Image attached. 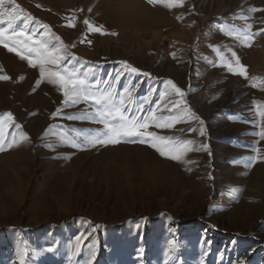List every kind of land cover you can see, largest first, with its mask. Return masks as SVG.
Masks as SVG:
<instances>
[{"label": "rangeland", "instance_id": "374dc122", "mask_svg": "<svg viewBox=\"0 0 264 264\" xmlns=\"http://www.w3.org/2000/svg\"><path fill=\"white\" fill-rule=\"evenodd\" d=\"M15 3L49 25L97 77L114 78L122 61L148 72L125 74L118 84L132 87L137 104L151 91L143 119L153 112L169 115L171 101L179 99L163 83L171 79L204 121L205 135L197 121L149 127L157 135L195 141L183 162L140 143L73 149L60 138L74 130H102L87 119L64 118L90 114L91 102L65 108L57 86L0 46V75L9 77L0 80V117L10 113L20 125L5 128V137L29 136V142L0 152V264L18 262L19 248L28 251L26 264H85L90 250L94 264H166L173 239L179 245L176 264H264V140L258 135L264 130V11H251L264 9V0H184L173 9L147 4L146 15L133 19L115 14L103 0ZM86 19L118 35L87 34L91 45L80 43ZM248 24L259 33L250 47L222 31L243 32ZM28 31L37 39L45 33L35 23ZM213 49L225 59L235 51L248 78L219 66ZM133 152L167 161L171 173L151 183Z\"/></svg>", "mask_w": 264, "mask_h": 264}, {"label": "snow or ice", "instance_id": "6c2138e0", "mask_svg": "<svg viewBox=\"0 0 264 264\" xmlns=\"http://www.w3.org/2000/svg\"><path fill=\"white\" fill-rule=\"evenodd\" d=\"M146 3L152 6L162 5L165 8L173 9L184 6V0H146ZM13 5L11 9L5 5ZM39 7V5H37ZM251 11L258 12L264 9H255ZM23 22V28L16 30L18 22ZM35 23L45 30V33L36 38V32L29 33V25ZM87 33L81 38L80 43L87 40V34H99L101 36L111 35L117 36L115 31H106L104 26H97L89 20H84ZM73 28V23L64 25ZM252 25H247V30L243 32H234L222 29L227 36L233 37L245 47L251 46L254 35L259 33H251ZM264 31V30H262ZM47 37V38H45ZM89 46L92 41L87 40ZM0 46H3L8 52H15L21 60L27 61L32 68H38L41 78H46L50 85H55L62 92L64 97V107H72L81 102H91L92 112L85 115H68L64 117L67 120H90L102 125V130L97 129L95 132L86 131L81 133L74 130L73 134L62 136L61 142L76 150H89L97 146L118 145L120 143H140L147 144L149 147L157 151L162 157H166L173 161L183 162V157L195 144V141L183 140L177 141L171 136L157 135L149 132L150 126L158 129H172L176 124L197 121L200 125L199 135H205L204 121L198 118L187 105L185 100V92L181 90L171 79L163 81L171 94L179 99L173 100L167 108L169 115L157 116L155 112L151 114V119H143L140 113L146 109V105L151 103V91L144 96L137 104L134 97L133 89L129 86L118 88L121 77L125 74L143 75L149 77L148 72L141 73L136 67L127 62H119L121 71L117 72L115 77L107 79L97 77L96 70L93 67H85L86 62L81 63L78 58L72 55L68 46L64 44L58 35L51 32L49 25L42 24L41 21L35 20L30 14H25L15 0H0ZM74 46V45H73ZM219 56V49H213ZM231 51V50H229ZM232 59H225L219 56L220 65L225 67L231 74L238 75L247 79L245 67L241 64L240 58L235 51H231ZM73 61L75 63H69ZM234 61V62H233ZM100 65H97L99 67ZM6 75H0V80H8ZM39 83V81H38ZM253 87L255 84L252 85ZM169 92L165 93L168 96ZM164 97H162L163 99ZM158 108L160 106H157ZM62 110L58 109L56 116L61 115ZM264 115V113H261ZM14 126L19 129L20 125L15 124L10 113L0 117V152L11 150L19 146L22 142H29V136L21 132L19 136L13 134L11 139L5 137V128ZM191 131L195 132L193 128ZM261 140H264V130L258 133ZM204 150L208 149L207 144L201 145ZM258 151V150H257ZM256 157L251 158L254 161ZM251 166V161L248 167ZM178 242L173 239L168 244L166 255L168 260L166 264H176L177 257L175 253L178 250ZM83 245L77 241L76 249L82 250ZM51 251V249H49ZM143 249L139 250L140 257H143ZM18 262L14 264H26L28 251L26 248L17 250ZM95 252L90 250V255L85 264H94Z\"/></svg>", "mask_w": 264, "mask_h": 264}, {"label": "bare ground", "instance_id": "6f19581e", "mask_svg": "<svg viewBox=\"0 0 264 264\" xmlns=\"http://www.w3.org/2000/svg\"><path fill=\"white\" fill-rule=\"evenodd\" d=\"M103 1H104V3L106 5H109L110 6V4H112V6H113L112 8H113L115 14L120 15L122 18H125V19H133L134 16H136L135 14H139V13H140V15H143L144 16V15H146L147 10L149 8L147 6V3L145 2V0L144 1L143 0H103ZM151 14H153V13H151ZM149 17L150 16L148 14L147 18H149ZM152 19H154V17ZM10 153L12 154V152H10ZM143 154H139L137 152H133L131 156H133V155L137 156L138 157L137 160L140 163V165H144V167H146L145 172H147L148 175L149 174L152 175L151 177H149L151 183L156 184L161 178H164L165 175H169L171 173V168L172 167H170V164L167 163V161H161L157 157H155V156H153L151 154L150 155L149 154H144L143 155ZM10 162H12V161H10ZM128 163H130V162L128 161ZM133 166H135V164ZM131 167L132 166H130V168ZM126 168H127V166H126ZM172 172H173V170H172Z\"/></svg>", "mask_w": 264, "mask_h": 264}]
</instances>
